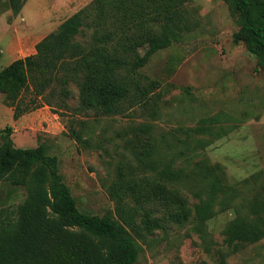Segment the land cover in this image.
Instances as JSON below:
<instances>
[{
  "label": "trees",
  "instance_id": "obj_1",
  "mask_svg": "<svg viewBox=\"0 0 264 264\" xmlns=\"http://www.w3.org/2000/svg\"><path fill=\"white\" fill-rule=\"evenodd\" d=\"M224 1L238 20L234 43H243L264 67V0ZM26 2L0 0V6L16 16ZM200 27L187 0H93L42 39L35 54L0 68V94L10 107L19 108L33 86L55 110L109 118L142 107L156 116L162 85L143 69L155 54ZM72 85L79 90L76 107L68 103ZM220 121L214 115L195 126L172 129L162 142L170 136L174 146L184 149L168 147L166 152L154 125L137 126L134 161L114 168L107 192L115 210L104 215L80 209L59 157L47 143L20 148L13 127L0 129V184L26 193L19 203L0 207V264H137L149 236L188 224L206 239L222 179L208 165L191 166L194 151L208 145L198 136L215 134ZM70 136L84 148H104L92 144L87 127L70 128ZM195 181L200 182L197 187ZM186 191L196 196V203ZM223 234L232 254L264 239V203L231 219Z\"/></svg>",
  "mask_w": 264,
  "mask_h": 264
},
{
  "label": "rangeland",
  "instance_id": "obj_2",
  "mask_svg": "<svg viewBox=\"0 0 264 264\" xmlns=\"http://www.w3.org/2000/svg\"><path fill=\"white\" fill-rule=\"evenodd\" d=\"M92 1L27 0L16 16L1 4V48L5 50L9 42L6 29H16L21 34L36 31L38 39L55 31ZM187 5L201 20V27L185 34L180 43L155 54L143 69L162 85L156 116L142 107L109 118L55 110L31 86L19 108L10 107L0 98V129L13 127L12 137L20 148L47 143L51 153L59 157L61 172L80 209L104 215L115 210V202L107 192L114 168L122 161H134L137 126L154 125L161 151L166 152L168 147L184 149L174 146L177 142L170 136L162 142L167 132L195 126L205 117L219 116L221 121L213 128L215 134L198 136L208 145L194 151L191 166L208 165L222 179L217 213L208 222L207 238L203 239L192 224L173 226L166 232L159 230L143 243L137 264H264V239L232 254L224 245L223 234L231 219L247 216L264 203V67L257 64L243 43H234L238 20L224 0H187ZM24 53L28 55L30 51ZM10 60L3 55L0 68L8 66ZM71 89L68 103L76 107L79 90L75 85ZM86 127L93 136L92 144L101 143L104 148H84L70 136V128ZM199 183L195 181V187ZM25 194L22 188L0 184V207L6 202L19 203ZM186 194L192 204L197 202L191 191Z\"/></svg>",
  "mask_w": 264,
  "mask_h": 264
},
{
  "label": "crops",
  "instance_id": "obj_3",
  "mask_svg": "<svg viewBox=\"0 0 264 264\" xmlns=\"http://www.w3.org/2000/svg\"><path fill=\"white\" fill-rule=\"evenodd\" d=\"M4 34L5 37H9V42L6 49L5 50L2 49V56L6 54L8 57L11 58L9 65L19 58H25L26 56L35 54L36 45L46 37L44 36L36 39L35 38L36 31H32V32L24 31L21 34L20 32L16 31V29H14V31H11V29H6ZM0 39L2 40L3 37H0ZM25 51L28 52L30 51V53L28 55H25L24 53ZM1 97L4 98L5 100V96L3 94H0V98Z\"/></svg>",
  "mask_w": 264,
  "mask_h": 264
}]
</instances>
